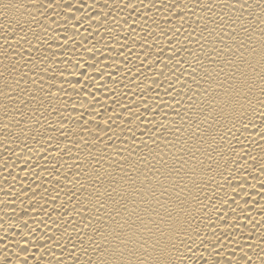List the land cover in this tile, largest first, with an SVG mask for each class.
<instances>
[{
	"label": "bare ground",
	"instance_id": "obj_1",
	"mask_svg": "<svg viewBox=\"0 0 264 264\" xmlns=\"http://www.w3.org/2000/svg\"><path fill=\"white\" fill-rule=\"evenodd\" d=\"M0 264H264V0H0Z\"/></svg>",
	"mask_w": 264,
	"mask_h": 264
}]
</instances>
